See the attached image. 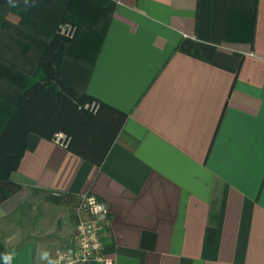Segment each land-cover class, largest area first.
<instances>
[{"label": "crops", "instance_id": "obj_1", "mask_svg": "<svg viewBox=\"0 0 264 264\" xmlns=\"http://www.w3.org/2000/svg\"><path fill=\"white\" fill-rule=\"evenodd\" d=\"M114 1L87 85L127 115L108 156L96 166L31 133L12 180L45 212L103 200L114 264H264V0ZM32 33L9 10L0 58L32 68ZM63 223L53 248L11 223L4 264H50L71 238Z\"/></svg>", "mask_w": 264, "mask_h": 264}, {"label": "trees", "instance_id": "obj_2", "mask_svg": "<svg viewBox=\"0 0 264 264\" xmlns=\"http://www.w3.org/2000/svg\"><path fill=\"white\" fill-rule=\"evenodd\" d=\"M9 2L21 23L35 30L36 38L27 35L21 52L36 51L37 62L30 68L0 58V204L22 189L11 177L26 152L29 134L52 141L65 133L71 138L68 150L100 166L127 118L104 103L98 102L96 113L82 109L96 101L87 85L116 1L0 0V5ZM66 23L77 28L73 38L59 32ZM5 256L0 242V264Z\"/></svg>", "mask_w": 264, "mask_h": 264}, {"label": "built area", "instance_id": "obj_3", "mask_svg": "<svg viewBox=\"0 0 264 264\" xmlns=\"http://www.w3.org/2000/svg\"><path fill=\"white\" fill-rule=\"evenodd\" d=\"M61 35L73 38L77 28L72 24H62ZM86 110L96 113L100 104L96 101L87 103ZM58 146L68 149L71 138L65 133H58L52 140ZM77 228L65 245L56 249L50 264H114V259L104 250L103 236L111 223V213L107 204L91 193L80 196L77 205Z\"/></svg>", "mask_w": 264, "mask_h": 264}, {"label": "rangeland", "instance_id": "obj_4", "mask_svg": "<svg viewBox=\"0 0 264 264\" xmlns=\"http://www.w3.org/2000/svg\"><path fill=\"white\" fill-rule=\"evenodd\" d=\"M12 8H14V5ZM12 8H10L9 5H7V7L2 12V14H0V20L5 18V15ZM82 109L86 110L85 107H82ZM25 195H26V191L23 192V190L20 189L12 197L7 199V200H13L12 202L15 204V207H14V211L10 213L8 217H6L5 221H0V239L5 240L7 237L11 238L12 236L10 235L11 223L13 226L15 223L17 228L15 231L16 234L21 235L22 233H26V232L28 234H35V232L36 233L41 232L43 238L46 239L47 245L50 246L54 242V240L57 237H59L58 232L62 229V226L64 225L63 223L64 218L66 220L65 227L68 234H70L71 237L76 234L75 228H77L76 227L77 210H75V208H68L65 210V212L60 214L57 213L56 211L45 212L42 209H38V208L35 209L33 205L30 203V201L25 198ZM0 205H2V203ZM39 223L41 225L38 227ZM33 225L37 226L40 229L36 230V228H34ZM11 232L13 233V231ZM50 247L53 248L52 245ZM53 250H56V247H54Z\"/></svg>", "mask_w": 264, "mask_h": 264}, {"label": "clouds", "instance_id": "obj_5", "mask_svg": "<svg viewBox=\"0 0 264 264\" xmlns=\"http://www.w3.org/2000/svg\"><path fill=\"white\" fill-rule=\"evenodd\" d=\"M10 258H11L10 256L6 257V259H8V260H10Z\"/></svg>", "mask_w": 264, "mask_h": 264}]
</instances>
